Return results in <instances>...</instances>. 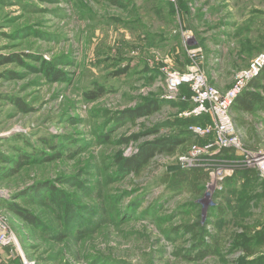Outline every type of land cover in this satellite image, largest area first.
I'll list each match as a JSON object with an SVG mask.
<instances>
[{"label":"rangeland","instance_id":"374dc122","mask_svg":"<svg viewBox=\"0 0 264 264\" xmlns=\"http://www.w3.org/2000/svg\"><path fill=\"white\" fill-rule=\"evenodd\" d=\"M114 1L0 0L1 264H264V180L239 155L264 149V91L251 83L240 95L261 100L227 111L239 148L184 161L215 140L191 129L217 120L186 115L189 85L165 84L191 69L224 94L264 51V0ZM151 101L157 111L130 119ZM160 138L191 143L127 168ZM191 169L207 179L175 177Z\"/></svg>","mask_w":264,"mask_h":264},{"label":"built area","instance_id":"2783aa9c","mask_svg":"<svg viewBox=\"0 0 264 264\" xmlns=\"http://www.w3.org/2000/svg\"><path fill=\"white\" fill-rule=\"evenodd\" d=\"M264 69V51L254 58L248 65L246 69L240 71L235 76L234 84L224 93H218L214 88L207 89L204 85L203 76L196 74L195 71L189 70L187 73H168L165 78L166 87L171 93L176 90L182 84H188L191 91V100L195 104V108L192 112L186 113V115L193 114L198 116L202 113L209 112L211 115H215L217 123L215 124V129L211 128L206 130H201L200 128H192L194 134H207L213 132L215 140L207 142L204 145L191 146V151L187 154H183L186 157L182 159L184 161H189L196 156H203L207 154L209 150L211 152L209 156H215L221 149L229 148H239V142L237 136L231 131L233 130L230 123V118L228 117V109L234 105L238 96L251 85V82L257 78L262 70ZM166 99L171 98V94H166L163 96ZM208 104V106H206ZM213 117V115H212ZM214 122V119H213ZM238 150V149H236ZM241 161L244 163L246 168H255L258 172L260 179L264 180V149L248 150L241 149ZM190 154L192 157H189ZM186 166L192 167L193 164H187ZM201 166V165H199ZM233 169L223 170L217 172V177L215 183L210 185L214 189H222V182L226 176H230ZM7 224L0 218V247L7 246L8 241ZM21 264H34L33 261L22 260Z\"/></svg>","mask_w":264,"mask_h":264},{"label":"trees","instance_id":"16d2710c","mask_svg":"<svg viewBox=\"0 0 264 264\" xmlns=\"http://www.w3.org/2000/svg\"><path fill=\"white\" fill-rule=\"evenodd\" d=\"M116 1L113 0V3H115ZM10 58H6L5 60H0V63H4L7 62ZM255 87H258L259 89H261V91H264V69L262 70V72L260 73V75L255 78L252 82H251ZM101 94V91H98L96 93L90 92L89 94H87V97H89L90 99H95L96 97H98ZM250 94L251 98H253V101L250 103L249 101H247V97L246 95ZM258 95L253 93V92H246L244 94V98L243 101L240 104H238L237 108H241V109H253L254 108V103L256 102ZM159 102L156 103V101H151L148 102L146 105H143L142 107H138L132 111H128V116H130V119H134L136 116H143V115H150L152 114L154 111H157L159 108ZM188 120V119H186ZM186 122V121H185ZM190 141V142H189ZM191 143V139L188 141H185V139H171V138H160V139H156L154 141H152L150 143V145L145 146L143 148H141L140 151H138L137 153H135L134 155H131L130 157H128L125 160V165L127 166V168L131 171L134 172H138L139 170H141V168L143 167V165H145L148 160L157 152H162L164 151L167 154H173L175 153V149L179 146H181V150L179 151L180 153H184V149L187 146L186 144ZM191 145V144H189ZM23 159H20L19 161L15 162L14 164L16 166H19V164L21 163ZM12 173L15 172V169L13 168L12 170H10ZM10 172V173H11ZM175 177L179 180H184L186 181L188 184H193V186L195 187L196 185H198L200 182L205 181L207 179V175L205 172H201L198 169H191L188 172H177L175 173ZM42 186V185H41ZM37 192H41L42 188L41 187H37L36 188ZM33 194H36L35 192H33ZM37 195V194H36ZM19 215H21L27 222L34 224V218L33 216L29 215V214H25L23 212L20 211H16ZM246 251V255H251L253 253V251L251 249H245ZM210 254V251L206 248H203L200 253L198 254V257L202 258L205 257L207 255Z\"/></svg>","mask_w":264,"mask_h":264},{"label":"crops","instance_id":"0c3cea01","mask_svg":"<svg viewBox=\"0 0 264 264\" xmlns=\"http://www.w3.org/2000/svg\"><path fill=\"white\" fill-rule=\"evenodd\" d=\"M244 94L245 93H243L242 95H240L241 97H238L237 98L236 102L234 103L235 108L238 107V104H240L241 102H244L243 101ZM257 99L258 100H261V98H257ZM238 109L242 110L241 108H238ZM7 258H10V257L6 254V252H4V250L0 249V264L3 263L4 261L6 262V259Z\"/></svg>","mask_w":264,"mask_h":264}]
</instances>
